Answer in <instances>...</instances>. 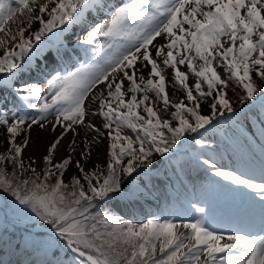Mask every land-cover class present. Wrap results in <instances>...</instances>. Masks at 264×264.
Masks as SVG:
<instances>
[{"label":"snow or ice","instance_id":"1","mask_svg":"<svg viewBox=\"0 0 264 264\" xmlns=\"http://www.w3.org/2000/svg\"><path fill=\"white\" fill-rule=\"evenodd\" d=\"M101 14L107 18L97 21ZM76 26L87 28L81 45L105 43L93 48L91 63L53 70L48 100L23 76L57 62L58 52H42L43 37ZM185 64L194 85L179 67ZM161 65L173 69V81ZM177 84L184 91L178 102L166 90ZM9 96L12 108L0 103V213L34 217L52 230L34 264H264V0H0V100ZM156 100L174 109L170 119L158 115ZM224 121L240 129L245 164L202 163L240 198L239 226L213 227L209 210L195 204L194 218L151 216L139 224L113 210L147 191L141 173L165 158L180 165L185 141L210 148L204 133ZM58 129L51 139L41 135ZM61 242L65 260L56 251Z\"/></svg>","mask_w":264,"mask_h":264},{"label":"rangeland","instance_id":"2","mask_svg":"<svg viewBox=\"0 0 264 264\" xmlns=\"http://www.w3.org/2000/svg\"><path fill=\"white\" fill-rule=\"evenodd\" d=\"M125 2H129V1H125ZM122 3H124V2H122ZM58 29V28H57ZM53 32H55V29H53ZM61 34L62 33H60V30L58 29V32H56V35L54 36V39H53V41L55 42V41H58L60 38H61ZM48 36H50V35H48ZM48 36H45V37H48ZM65 37V35H63V38ZM102 40V38H100L99 39V41H101ZM103 42V44L105 43V40H103L102 41ZM50 44H46V46H49ZM100 46V45H99ZM96 49H99V47L98 48H96ZM94 55V54H93ZM93 59V58H92ZM92 61V60H91ZM91 61H90V63H91ZM195 63H196V65L197 66H199V64L201 63L200 61H195ZM82 65V64H81ZM81 65H79V67L81 66ZM71 68H73V66H71V67H69V71L71 70ZM66 70H64V71H60V72H65ZM75 71V70H74ZM167 72H169L172 76H173V78H174V75H173V72H172V69L170 70V71H167ZM230 74L229 73H226V72H224L223 73V75L221 76V78H223V79H227L228 78V76H229ZM24 80H26V81H28V82H33L34 80H30V79H24ZM45 80H47L46 78H43V79H40V80H37V82L36 83H41V82H43V81H45ZM171 81H172V79H171ZM189 81V82H188ZM188 81H187V83L189 84V85H194L193 84V81H192V78L191 79H188ZM44 91H43V95H45L46 96V98L49 100L50 99V94H48V92H47V86L46 85H44V86H41V85H39ZM235 86V82L234 81H231V83H229V87H228V96H229V98L231 99V100H233V101H236V99H237V97L234 95V93H233V91H232V88ZM202 87L205 89V90H207V85H206V83H202ZM174 89H176V90H179V91H181L183 94H184V91H183V89L177 84V85H175L174 86ZM7 94V93H6ZM195 94V93H194ZM3 95V94H2ZM142 94H138V99L140 98V96H141ZM149 96L151 97V98H153V99H155V95H154V93H149ZM170 98V97H169ZM126 99H127V97H126ZM171 100V99H170ZM9 102V105L8 106H5L7 103ZM15 101H14V99H12V97L11 96H9L8 97V100L5 102V101H3V100H0V103H2L3 104V108H4V106L6 107V109H4V110H7V109H10V108H12V106H13V103H14ZM237 107H242L241 105H236ZM244 107V111L245 112H248L249 111V109L247 108V106H243ZM155 110L157 111V113H158V115L161 117V118H164V119H170L171 118V112L172 111H174V109H172L171 107H169L167 110H165V108L163 107V105L161 104V102L159 101V100H156V108H155ZM137 111H139L140 112V114L141 115H143V116H145L146 117V113H144V111H143V106H141L139 109H137ZM34 115H35V113H33ZM51 116H49V118H50ZM51 119V118H50ZM49 119V120H50ZM224 124H222L221 126H223V127H221V130H222V132L224 133V135H223V137L224 138H228V137H232L233 136V133H235L236 132V128L232 125V124H230L229 123V125H227V126H225L226 124H225V121L223 122ZM121 131H122V133L123 134H125V135H129V136H135V133H133L132 131H131V129H128V128H126V127H124V128H122L121 129ZM201 131H203V130H201ZM2 132V131H1ZM213 132V130L211 129V128H209V130H208V132H206V133H204V136H206V134H208L209 136L210 135H214V134H217L216 132L215 133H212ZM188 135H191V136H193L194 138H196L195 137V134H188ZM192 141H194V140H192ZM189 143V141H185V144L187 145ZM3 147H4V145H1L0 146V151H3ZM230 152V151H229ZM213 153H214V155L213 156H211V155H209L206 151H204V149L203 150H201L200 148L198 149V151H191V152H188V151H186V155L184 156V157H182V158H179L180 159V162H186L187 160H189L190 158H192V159H194V161H192L193 162V164H195V160H203V159H208L209 157H212L213 159H214V162H215V159H217V157L219 156V155H221V150H219V149H216V150H214L213 151ZM223 156V155H222ZM27 162V161H26ZM168 162V160L165 158L164 160H163V162L162 163H160V164H157L156 165V167H153L152 169H156V170H158V173H156V174H159V173H161V175L162 174H166L165 172H166V170H168V168L167 167H169V168H173V171H174V173H173V175H174V178H175V180H176V182H178L179 183V177L180 176H178V175H180V173H179V171H178V167H175V165H174V163H168V164H166ZM182 165H183V163H182ZM204 165V164H203ZM216 165L218 166V167H220L219 165V163L218 162H216ZM158 166V167H157ZM9 167H11V165H9ZM204 168L205 169H207L205 166H204ZM175 169V170H174ZM189 167H188V169H187V167H186V165H183V167L180 169V171L183 173V174H188L189 173ZM208 171H211L212 169H207ZM148 177H150V172H148V173H141V176L140 177H138V180L140 179V180H143L144 182H146L147 183V181H148V179H146V178H148ZM164 178H165V176H163ZM192 178V177H191ZM133 187H136V185H133ZM178 187H180V186H176V188H174V189H172V190H174L175 192H176V195H177V198H179L180 197V192H178ZM199 188H201V187H199ZM157 186H151V187H148V189H147V193L148 194H150V196H153L154 197V199H156V200H158L159 199V197H160V195L156 192L157 190ZM142 190V189H141ZM150 190V191H149ZM184 190H186V188L184 189ZM143 191V190H142ZM153 194H151V193ZM192 193V191H190L187 195H190ZM183 194H185L186 195V191H184L183 192ZM143 195H145V193L143 192ZM159 196V197H158ZM191 196V195H190ZM186 197V196H185ZM9 200H11V198H9ZM1 201V200H0ZM167 205H165L164 203L161 205V207L158 209V211H152V212H150V213H148V212H146L145 214H144V216H139V217H137V218H131V217H128V216H125L124 214H121V213H119L118 211H116L114 208H113V210L118 214V215H120L124 220H128V221H131L133 224H139V223H141V222H143L146 218H150L151 216H161L162 215V212L164 211V209H167V208H165ZM200 206V205H199ZM199 206H197V207H199ZM201 207V206H200ZM184 210V209H183ZM193 211H192V213H193V217H191V218H194V217H196L197 215H198V213H196L195 212V210L194 209H192ZM148 213V214H147ZM8 215H10L11 217L10 218H12V219H9L8 218V216H7V219H4V217H3V213H0V244L1 245H3V243H2V241H1V239L3 240L4 239V241L3 242H5L6 243V240H8V238L10 239V243L9 244H11L12 245V247L15 249V248H17V247H14V244H15V242H16V240H20V238L19 237H22L21 235H23V234H25V232H26V234L23 236V237H26L27 235H29V234H33L34 233V231L36 230V229H40V230H46V228H49V227H47L43 222H37L36 224L38 225V227H40V228H36L34 231H32V232H28V231H24L23 229L21 230V229H18V234H14L12 231H15L16 230V228H18V225L15 223V222H12V220H14V219H16L15 217H19L16 213H14V212H12L11 210H9V212H8ZM172 217H177V214H175V215H172ZM180 217H182V216H180ZM23 219H24V217H22ZM20 219V218H19ZM19 219L18 220H14V221H19ZM27 219V218H26ZM31 219H36V218H34V217H32ZM30 224V223H29ZM31 224H33V223H31ZM19 226H21L20 224H19ZM12 230V231H11ZM16 232V231H15ZM39 234H41V235H39L38 236V234L36 233V234H34L33 235V240L34 241H37L38 242V246L40 247V248H43V246H44V242L45 241H47L52 235H53V233H52V231L50 232V233H46V232H39ZM7 235H9V236H7ZM7 237V238H6ZM16 237V238H15ZM15 239V240H14ZM8 242V241H7ZM30 243H31V241H30ZM7 245H8V243H7ZM22 245H23V250H21V249H19V248H17L16 249V253H19V250H20V252L22 253V254H25V255H29V257H31V255L33 254V251H29V252H27L28 251V248H26L25 247V243L23 242L22 243ZM33 245H34V243H33ZM3 247L5 248V247H7V246H5V245H3ZM61 248H63L65 251H67L66 250V248L64 247V245H58L57 246V248H56V250L57 249H59V250H61ZM58 255H59V257H60V259L61 260H65V254L64 253H62V254H59V253H57ZM64 254V255H63ZM41 254H36V257H39ZM73 255V254H72ZM71 255V256H72ZM76 259H80L79 257H77ZM15 264H19V263H15Z\"/></svg>","mask_w":264,"mask_h":264},{"label":"bare ground","instance_id":"3","mask_svg":"<svg viewBox=\"0 0 264 264\" xmlns=\"http://www.w3.org/2000/svg\"><path fill=\"white\" fill-rule=\"evenodd\" d=\"M33 27L35 28L36 27V25H33ZM145 76H146V78H147V70H145ZM167 92H168V94H169V97H170V99L171 100H174V101H179V100H181V99H183L184 98V94L181 92V91H179V90H176V89H174L173 87H167ZM52 119H54V117H52L50 120H52ZM99 119H102V118H98L97 119V123H99ZM79 131H81V134L83 135V130L82 129H78ZM2 131V129H0V132ZM59 134V129L57 130V132H55V133H53V132H47V133H42L41 135H42V137L43 138H46V139H51V138H53L55 135H58ZM35 135H36V133L34 132L33 133V136L35 137ZM74 134L73 133H71V132H69L68 133V137L69 138H71L72 136H73ZM2 141H3V136L2 135H0V146L2 145ZM67 140H65V142H64V144H67ZM108 143V141H105V144H107ZM5 146V145H4ZM29 151H31V150H29ZM60 151H61V153L64 151V145H61V148H60ZM95 158V157H94ZM103 159V146L101 147V160ZM156 167V166H155ZM154 173L156 174V173H158V170H155L154 171ZM158 174H156L155 176H150V177H148V179H149V181L151 182L152 180H151V178H153V179H155V178H158V176H157ZM140 198V202H142L143 200H147V199H145L144 198V195H142V196H140V197H138V198H136V201L135 202H132V203H129V202H121L118 206H123V207H130V210L133 212V213H135V211L136 210H138V208H137V206H135V205H137V199H139ZM133 206H135L134 208H132ZM115 210H117L118 211V209H116L115 207H113ZM11 219V218H10ZM22 221V223H24V225H22L21 227H24L23 229L24 230H26V231H28L29 233L30 232H32V231H34L36 228H40V227H38V225L36 224L37 222H30V224L28 223V222H26V221H23V220H21ZM31 223H33V224H31ZM25 234H26V232H25ZM31 235L32 234H29V235H27L26 237H22L21 238V240H20V245L18 246V247H20L21 248V250H23V245H22V243L24 242V243H26V241L27 242H29L30 241V237H31ZM7 236H9V235H7ZM7 238V237H6ZM10 238V237H9ZM9 238H8V240H6V243H7V241H9ZM1 241H2V243H4L3 241H4V239L2 240L1 239ZM28 248V247H27ZM29 251H33V254L31 255V257L30 258H25L24 256L22 257V263H24V264H34V262H38L40 259H43L44 257H43V254L40 252V251H37V250H35L34 249V247L32 246V247H29L28 248V251L27 252H29ZM41 254L39 257H40V259L38 260L37 258H35L36 257V254ZM57 253H59V254H62L61 252H59V251H57ZM64 255V254H63ZM59 256V255H58ZM65 256V255H64ZM49 258H51L50 256H49Z\"/></svg>","mask_w":264,"mask_h":264}]
</instances>
